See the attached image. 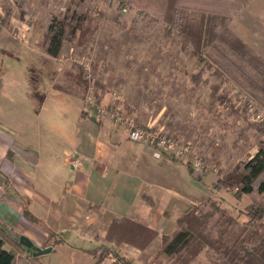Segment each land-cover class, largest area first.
Returning a JSON list of instances; mask_svg holds the SVG:
<instances>
[{"label": "rangeland", "instance_id": "obj_1", "mask_svg": "<svg viewBox=\"0 0 264 264\" xmlns=\"http://www.w3.org/2000/svg\"><path fill=\"white\" fill-rule=\"evenodd\" d=\"M90 2L92 5H89ZM99 2L98 0L85 2L0 0V16L6 20L4 24L1 22L0 24L10 30L12 38L17 40L16 45L21 48H25L23 45L25 41L34 44L32 41L36 40L39 44L38 48L45 51L42 40L45 28L53 16L70 15L74 10L84 16L89 14L94 20L93 31L82 33L79 30L76 37L65 42L62 55L57 57L58 66L63 68L64 76L62 81L58 82L59 91L55 88L57 91L55 96L51 94L52 83L47 82L37 62L28 66L25 60L12 61L8 66V57L0 52V58L3 57L8 66L7 69L1 67V72L6 74V79L10 76L17 77L19 80L17 86L33 95L32 114L42 118L48 115V124H94L97 128V124L100 123L92 111L93 108L85 104L89 87L93 85L96 87L97 98L102 103L107 104L113 100L119 102L114 97L116 93L120 94L124 99L126 113L134 118L137 124L146 129L159 131L164 129L171 137L188 143L191 149L188 157L174 159L164 155L158 160L151 157L149 146L130 142L139 148L143 147V154H148L154 159L155 167L159 162L160 167L154 169L155 175H153V180L157 179L158 183L160 182L159 189L152 186L155 192L151 198L158 204L163 198L157 212V208L155 210L151 208V199L150 201L147 199V205L137 201L134 209H130L129 213L135 211L140 215V219L156 228L160 234L158 232L153 239L154 242L152 241L153 243L151 242L143 250L131 248L124 242L115 245V248L119 254L130 258L131 264H145L160 248L161 233H173L178 228L176 218L188 208L197 205L199 211H195L198 215L210 214L209 211L213 206L205 203L209 196L218 199L224 196V201L221 202L222 208L225 209L224 217L235 219L239 224L248 221L250 217L248 212L255 201L247 196L238 200L232 191L216 190L214 187L221 175L231 171L240 160L254 155L258 150L259 142L264 141V130L259 129V125L264 124V94L256 92L254 96L249 89L228 78L221 86V89L227 93V99L221 102L216 98V88H214L220 82L218 77H209V71L205 70L203 77L208 78L207 84L197 85L192 80L191 74L198 72L200 68L196 56H193L190 50L182 51L177 38H166L159 22L150 31L145 29L151 20L159 21L156 14L138 18L137 4L132 5V8H125L119 14L118 2L112 6L105 0ZM147 11L153 10L148 8ZM79 39H85V42L80 43ZM73 72L78 76V82L75 84L78 89L76 95L79 93L78 96L82 98L84 105L80 99L70 94H75L72 85L75 78L70 75ZM87 72L90 77L86 75ZM32 76H37L40 80L32 79ZM93 78L94 81H91ZM9 87L13 89L14 86L7 85L6 88ZM54 100L63 105L59 112L52 109L51 103ZM43 101H47V109H43L46 112H38ZM250 105L255 107L254 111L250 110ZM82 108L86 111L84 115ZM259 114L262 116H258ZM114 123L117 124L115 121ZM95 127L91 126L86 130L89 129L91 134L96 133ZM76 130V125H72L70 129L68 127L61 129L66 142L65 148L69 147L74 154L82 157L91 155L92 148L88 136L82 135L80 146L71 138ZM194 156H199L204 161L205 167L202 173L195 171L194 167H192L194 172H191L187 165H190ZM90 166L91 162L87 161L83 167L85 169ZM66 167L70 173V166ZM91 171L94 174L93 182L97 184L94 189L91 188L88 197L80 196V223L81 220L88 222L84 219V209L89 204H92V208L87 210L89 214L95 213V202L101 204V213H109L113 188L119 182L118 177H113L110 171L104 173L102 168ZM148 177L151 178L150 175ZM71 178L70 174H65V180ZM15 198L22 212L21 205L28 206V201L21 194ZM165 199L169 201L166 202ZM147 206L150 209H147ZM218 215V211L214 213V217L209 221L210 225L201 233V237H209L211 243L222 237L226 238V234L230 235L231 232L227 229L238 228L237 224L229 227L223 223L222 214L219 216L221 222L217 223ZM39 223L47 232V237L43 240L39 238L38 241L43 248H52L38 255L41 264H98L97 261H100L99 264H118L115 257L106 255V250L88 251L101 245L97 237H90L88 233H81L79 230L90 228L91 224H82L77 229L69 222H65L60 228L63 231L61 233L55 232L57 231L55 227L58 226L48 225L45 216ZM92 232L95 235L93 230ZM12 236L18 242L21 235L13 229ZM104 242L111 244L105 239ZM8 246L13 245L10 243ZM206 250L214 254L216 248L206 246L205 250H202L194 260H189V263L211 264ZM16 253L17 264L32 263L28 257L30 252L16 249ZM187 256L188 254L185 258H188Z\"/></svg>", "mask_w": 264, "mask_h": 264}, {"label": "crops", "instance_id": "obj_2", "mask_svg": "<svg viewBox=\"0 0 264 264\" xmlns=\"http://www.w3.org/2000/svg\"><path fill=\"white\" fill-rule=\"evenodd\" d=\"M106 1L111 6L117 2L116 0ZM152 13L158 15L157 12L152 11ZM231 28L237 36L264 58V0H250L247 7L235 16ZM16 41L12 38L10 30L0 24V52L8 57L7 65L10 66L12 61L23 60L28 63V66L35 62L39 63L47 82L52 83L51 94L55 96L57 92L55 88L64 76L63 68L58 66L59 58L38 48L39 44L36 40L32 41L34 44L25 41L23 43L25 48L16 45ZM7 65L5 59L0 58V170L10 177L8 189H5L0 182V221L10 229H14L16 233L28 236L34 244L42 247L38 240L47 237V232L43 230L44 227L42 228L43 222L42 224L31 222L22 214L15 198L21 194L28 201L29 209L40 220L43 221L45 216L48 225L58 226L55 227L57 230L55 232L63 233L60 228L65 222H69L73 228L77 229L82 224H91L90 228L79 230L81 233H88L90 237H97L101 244L105 243L104 239L112 243L106 235L116 216L130 217L146 224L147 222L140 219L139 214L135 211L129 213V210L134 209L137 201L147 205L142 195L147 194L151 197L155 192L152 186L159 187L160 182L158 183L157 179L153 180V175H155L154 169L160 166L159 162L156 164L158 166H154L153 158L160 160L164 155L156 157L150 148L148 150L153 158L143 154V147L139 148L130 143L131 140L127 137L125 128L110 119H97L100 124H97L96 128L94 124H48V115L45 118L39 115L34 116L32 114L33 95L17 86L19 82L17 77L10 76L6 79V74L1 72V67L7 69ZM10 75L13 74L10 73ZM70 75L76 82L72 83L75 94H70L80 99L84 105L82 98L78 96L79 93L76 95L78 89L75 84L78 82V76L74 72ZM34 78L40 80L37 76H32V79ZM7 85L14 87L7 89ZM58 88L59 91L60 88ZM46 102L43 101L40 104L38 112H46L43 111L47 109ZM51 106L57 112L63 108L57 100L52 101ZM85 112L82 108V115ZM72 125H76L77 130L71 138L80 146L82 135L88 136L89 145L92 148L91 155L82 157L74 154L69 147L65 148L66 142L61 129L63 127L70 129ZM91 126L96 128V133L91 134L89 129L86 130ZM68 138L69 136L66 137ZM139 145L146 146L143 143ZM75 157L83 161L80 168H74L71 164L72 158ZM87 161L91 162V166L84 169L83 166ZM68 165L71 168L70 173L66 167ZM162 167L165 168V166ZM95 168H102L104 173L110 171L113 177H118L119 182L113 188L109 213H101V204L95 202V213L89 214L87 210L92 208V204H89L84 209V219L88 222L81 220L82 223H80L79 199L80 196L88 197L91 188L94 189L96 186L97 182H93L94 174L91 171ZM65 174H70L72 178L65 180ZM161 200L156 212L159 211ZM165 201L169 200L165 199ZM147 209H150L149 206ZM147 225L151 226L148 223ZM163 234L161 233L160 236Z\"/></svg>", "mask_w": 264, "mask_h": 264}, {"label": "trees", "instance_id": "obj_3", "mask_svg": "<svg viewBox=\"0 0 264 264\" xmlns=\"http://www.w3.org/2000/svg\"><path fill=\"white\" fill-rule=\"evenodd\" d=\"M116 1L119 14L125 8H132L134 4L139 7L138 18L153 15L152 12L147 11L148 8L156 11L159 21L151 20L145 29L150 31L159 22L166 38H177V43L182 51L190 50V53L196 56L200 68L198 72L191 74L192 80L197 85L207 84L208 78L204 79L203 77L205 70L209 71V77H218L220 82L214 88H216V98L221 102L227 99V93L221 89V86L228 78L249 89L254 96L256 92L264 94V58L237 36L231 28L235 16L247 7L250 0ZM89 5H92L91 2ZM93 21L91 15L84 16L74 10L70 15L53 16L45 28L42 40L43 48L49 55L60 57L65 42L76 37L79 30L82 33L93 31ZM0 22L4 24L5 18L0 16ZM79 42L83 43L85 39H79ZM259 129L264 130V124L259 125ZM166 155L176 159L172 155ZM187 165L191 172H194L191 164ZM0 182L5 189L9 188L10 177L1 170ZM214 188L230 190L238 200H242L245 196L253 199L255 203L248 212L250 215L248 221L239 224L235 219L224 217L225 209L221 206L224 196L219 199L209 196L205 203L213 206L209 211L210 214L200 213L198 215L196 211H199V206L197 205L188 208L177 218L178 228L171 234L162 235L160 248L145 264H163L164 259H166L165 264L169 262L171 264H190L189 260H194L202 250H205L206 246L212 249L216 248L214 254L206 250L211 264H264V141L259 142L258 150L253 156L240 160L231 171L221 175L216 180ZM142 196L145 201L151 199L153 210L157 208L156 200H152L147 194ZM21 206L22 214L28 220L39 223L40 219L30 211L28 206ZM217 211L218 217L222 214L223 223L229 227L237 224L238 228L227 229L228 232H231L230 235L226 234V238L222 237L211 243L209 237H201V233L210 225L209 221ZM221 219L219 217L216 222L220 223ZM12 231L0 221V264H17L16 249L21 252H30L28 257L32 261L31 264H41L40 255H35L31 248H27L20 241L16 242ZM158 232L156 228L141 221L126 216H116L106 235L109 241H114V244H101L88 251L106 250V255L115 257L116 263L131 264L130 258L119 254L115 245L124 242L131 248L143 250L150 245ZM10 243L13 246L9 247ZM186 254H188V258H185ZM99 262L97 261L98 264ZM28 263L23 262L22 264Z\"/></svg>", "mask_w": 264, "mask_h": 264}, {"label": "built area", "instance_id": "obj_4", "mask_svg": "<svg viewBox=\"0 0 264 264\" xmlns=\"http://www.w3.org/2000/svg\"><path fill=\"white\" fill-rule=\"evenodd\" d=\"M86 75L90 77L88 72ZM91 81H94V78ZM114 98L118 99L119 102L113 100L107 104L102 103L97 98L96 87L92 85L89 87V91L87 92L85 104L90 105L93 108L92 111L98 120L110 119L113 122L115 121L117 125L124 127L127 132V137L131 141L143 143L144 145L149 146L152 149L154 156L160 157L168 154L175 158L188 157V153L191 151L188 143H183L181 140L171 137L167 134L168 132H166V130L164 131L163 128V131H159L146 129L140 126L136 123L134 118L126 113L127 110L124 107L123 96L116 93ZM254 109L255 107L250 105V110L254 111ZM258 116L262 115L259 114ZM190 162L195 171L202 173V169L205 167V164L199 156H194ZM71 164L74 168H80L83 165V161L81 158L75 157L72 158Z\"/></svg>", "mask_w": 264, "mask_h": 264}, {"label": "water", "instance_id": "obj_5", "mask_svg": "<svg viewBox=\"0 0 264 264\" xmlns=\"http://www.w3.org/2000/svg\"><path fill=\"white\" fill-rule=\"evenodd\" d=\"M19 241L27 248H32L35 255H42L43 253L48 252L52 249L51 247L42 248L34 244V242L26 235H21Z\"/></svg>", "mask_w": 264, "mask_h": 264}]
</instances>
